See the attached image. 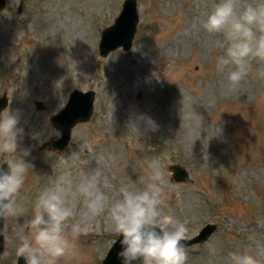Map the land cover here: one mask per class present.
<instances>
[{"label": "rangeland", "instance_id": "rangeland-1", "mask_svg": "<svg viewBox=\"0 0 264 264\" xmlns=\"http://www.w3.org/2000/svg\"><path fill=\"white\" fill-rule=\"evenodd\" d=\"M136 1L131 48L106 57L98 52L100 32L123 0H22L20 10V0H6L0 11V96H8L0 115L7 109L19 115L17 154L29 150L22 158L31 165L18 196L25 214L3 220L0 264H16V234L24 229L31 235L41 191L65 176L76 185L84 172L115 199L124 185L144 188L153 160L163 164L168 181L163 212L188 221L190 237L206 223L217 224L209 240L186 248V264H230V253L264 249L261 66L253 63L236 89L217 70L226 41L203 22L219 0ZM74 88L95 91L90 119L72 128L62 151L39 149L57 136L48 117ZM6 158L0 155V163ZM174 163L186 169L185 182L173 178ZM76 209V221L88 230L73 238L66 229L74 247L58 264H101L118 235L106 212L88 222L82 198Z\"/></svg>", "mask_w": 264, "mask_h": 264}, {"label": "clouds", "instance_id": "clouds-1", "mask_svg": "<svg viewBox=\"0 0 264 264\" xmlns=\"http://www.w3.org/2000/svg\"><path fill=\"white\" fill-rule=\"evenodd\" d=\"M209 34H221L226 41V51L218 57L217 70L226 73L229 87L238 88L253 72V63L261 67L256 75L264 79V0H219L203 22ZM135 50V49H134ZM151 130L155 122L148 120ZM19 115L8 109L0 115V155L6 158L0 168V219L19 220L25 209L18 203L31 165L22 157L30 155L25 149L17 154V139L23 129L18 127ZM201 127V126H200ZM57 138L60 133H56ZM199 138V132H198ZM196 138V139H198ZM195 140V139H193ZM150 174L143 189L133 184L124 185L115 199L101 190L95 175L81 172L80 181L73 185L70 177H62L52 186L41 191L34 203L30 220L31 235L20 229L16 234V256L26 264H58L70 255L74 245L66 234L78 237L88 230L76 221V200L83 199L84 220L91 222L107 213L109 229L118 235L121 250L117 253L121 264H186L184 242L190 239L188 221L172 214H165L166 201L163 188L168 183L163 164L153 160ZM70 221H75L69 224ZM251 253H230V264H264L259 256Z\"/></svg>", "mask_w": 264, "mask_h": 264}, {"label": "water", "instance_id": "water-1", "mask_svg": "<svg viewBox=\"0 0 264 264\" xmlns=\"http://www.w3.org/2000/svg\"><path fill=\"white\" fill-rule=\"evenodd\" d=\"M6 0H0V11L4 8ZM22 0H20L19 8L21 9ZM139 20V13L137 9L136 0H123L118 14L115 16L113 22L105 26L100 32L98 42V52L102 57H106L111 51L122 48L129 50L132 46V41L137 29ZM95 91L92 89L81 90L74 88L69 92L64 106L57 112L49 115V123L59 130L60 136H53L47 141L43 142L39 149L47 148L51 151H62L68 144L71 136L72 128L81 122L90 119L94 109ZM40 103V101L38 102ZM37 103V104H38ZM8 105V96L6 91H3L0 96V114ZM39 105V104H38ZM0 168L7 169L6 163H0ZM170 169L173 173V178L179 182H185L188 178L186 169L177 164H171ZM216 223H206L198 233L191 236L189 240L185 241L187 248L193 244H203L216 231ZM118 236L109 247L107 253L102 259V264H121L117 253L121 250ZM4 249L3 241V220L0 219V257ZM16 264H26L23 257H18ZM135 264H142L141 261H136Z\"/></svg>", "mask_w": 264, "mask_h": 264}]
</instances>
